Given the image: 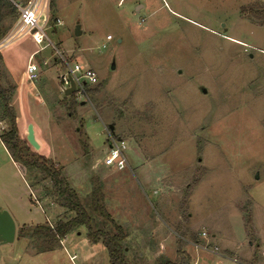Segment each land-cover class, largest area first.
Segmentation results:
<instances>
[{
    "label": "rangeland",
    "instance_id": "374dc122",
    "mask_svg": "<svg viewBox=\"0 0 264 264\" xmlns=\"http://www.w3.org/2000/svg\"><path fill=\"white\" fill-rule=\"evenodd\" d=\"M51 2L50 18L62 24L34 57L38 78H26L29 59L11 62L25 85L5 56L0 64V83L18 85L12 104L24 138L34 123L41 149L33 150L54 159L89 209L101 187L130 263L165 264L182 248L191 264H264V0ZM16 20L5 18V34ZM54 45L67 64L98 75L74 117ZM111 136L126 141L128 167L103 164ZM48 188L0 141V207L17 227L14 243H0V264H110L85 226L43 251L35 227L74 215Z\"/></svg>",
    "mask_w": 264,
    "mask_h": 264
},
{
    "label": "trees",
    "instance_id": "16d2710c",
    "mask_svg": "<svg viewBox=\"0 0 264 264\" xmlns=\"http://www.w3.org/2000/svg\"><path fill=\"white\" fill-rule=\"evenodd\" d=\"M52 6V2L50 3ZM17 16L16 9L9 0H0V40L5 35L3 21L7 17ZM4 61L0 53V64ZM16 83L7 82V85L0 83V122L8 125V130L0 135V141L9 152L12 160L23 165L29 170H37L42 175L43 180L51 181V188L47 189V195H50L55 201L66 210V213H74L73 216L65 215L64 218L57 221L55 225L39 224L35 227V235L42 239L43 251H51L66 237L72 230L85 226L88 230L87 236L90 242L102 243L107 249L110 264H134L130 263L126 257V246L124 240L126 233L123 228L117 224L108 212L105 204V195L101 187H97L91 193L89 207L81 200L78 191L71 186L64 175L62 168L55 163L54 159L45 154L33 150L27 140L23 137L19 125L20 115L12 102L14 93L17 90ZM95 92L102 90V86L94 88ZM87 95L89 90H86ZM69 106L70 115L75 116L77 112V101L75 94L65 96ZM113 134L114 131H111ZM94 215L101 218L104 223L114 224V231L104 228H95ZM98 223V222H96ZM27 228L23 225L21 230ZM165 264H191V257L180 248L177 252L175 261L169 260Z\"/></svg>",
    "mask_w": 264,
    "mask_h": 264
},
{
    "label": "built area",
    "instance_id": "2783aa9c",
    "mask_svg": "<svg viewBox=\"0 0 264 264\" xmlns=\"http://www.w3.org/2000/svg\"><path fill=\"white\" fill-rule=\"evenodd\" d=\"M16 9L17 20L12 29L4 35L0 40V52H5L14 43L23 38L30 39L36 45L37 52L53 45L48 37L47 31L53 29L57 25H61L62 21L50 18V0H9ZM107 41L112 40L111 35H107ZM57 53L60 51L54 45ZM105 47V45H103ZM29 59L26 68V78L28 81L34 82L38 78L39 65L33 61L34 55ZM60 57L65 63L66 71L60 76V84L63 89L71 86V80L75 82L76 91L74 92L76 99L82 100L87 97L88 84H97L99 82L97 72L88 64L80 61H75L67 64L65 59L60 54ZM108 152L103 159V164L107 167L126 168L128 161L125 155L127 143L122 138L111 136L109 139ZM205 234V233H204Z\"/></svg>",
    "mask_w": 264,
    "mask_h": 264
},
{
    "label": "water",
    "instance_id": "95a60500",
    "mask_svg": "<svg viewBox=\"0 0 264 264\" xmlns=\"http://www.w3.org/2000/svg\"><path fill=\"white\" fill-rule=\"evenodd\" d=\"M80 27L78 26L76 29V35H80ZM115 65H113V68ZM17 82L23 83L24 81V74L18 73L17 74ZM76 91L75 82L71 80V86L65 89V95L70 96ZM206 92V91H205ZM111 130H113V126H110ZM25 139L29 143L30 146L34 148V150L38 151L41 149V143L36 138L35 133V126L33 122H29L27 125V134ZM258 177V176H257ZM16 222L10 212L4 208L0 207V243L2 244H12L15 242L16 239Z\"/></svg>",
    "mask_w": 264,
    "mask_h": 264
},
{
    "label": "crops",
    "instance_id": "0c3cea01",
    "mask_svg": "<svg viewBox=\"0 0 264 264\" xmlns=\"http://www.w3.org/2000/svg\"><path fill=\"white\" fill-rule=\"evenodd\" d=\"M57 10V8L55 9V11ZM56 17L57 18H59V16H57L56 15ZM55 17V19H57ZM54 19V20H55ZM58 26V25H57ZM57 26H55L54 28H53V30L54 31H57ZM23 40H25V42L27 43L26 45H28L27 46V49H25V48H23L24 49V51L26 52H19V49H21V48H19V47H16L17 46V44H19L21 41H23ZM32 46H34V44H33V42L30 40V39H28V38H23V39H21V40H19L18 42H16V43H14L13 45H11L8 49H6L5 50V52H3L4 54H3V56H5L4 58H5V60L8 62V65L10 66V68H11V70H12V72H13V74H14V76H16V78H17V71L12 67V65H11V62L12 61H17V62H21V61H19V59H22V60H24V59H30V57L32 56V54L33 53H37V48H32ZM16 47V48H15ZM36 47V46H35ZM14 48L16 49V50H14ZM18 50V51H17ZM22 50V49H21ZM36 55V54H35ZM35 55H34V57H35ZM25 60V61H26ZM24 62V61H23ZM23 62H21V63H23ZM24 64V67L26 66V68H27V65H25V62L23 63ZM24 67H23V69H24ZM39 67H40V65H39ZM40 69V68H39ZM25 70V69H24ZM26 72V71H25ZM24 84V83H23ZM59 84H60V81H59ZM20 85V84H19ZM25 85V84H24ZM60 87L63 89V87L61 86V84H60ZM64 91H65V89H63ZM64 94H65V92H64ZM129 166V165H128Z\"/></svg>",
    "mask_w": 264,
    "mask_h": 264
}]
</instances>
